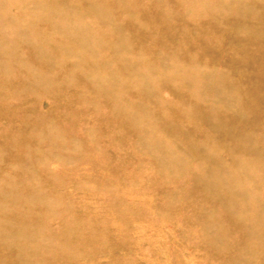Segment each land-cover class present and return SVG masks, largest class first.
Here are the masks:
<instances>
[{
    "label": "rangeland",
    "instance_id": "obj_1",
    "mask_svg": "<svg viewBox=\"0 0 264 264\" xmlns=\"http://www.w3.org/2000/svg\"><path fill=\"white\" fill-rule=\"evenodd\" d=\"M0 264H264V0H0Z\"/></svg>",
    "mask_w": 264,
    "mask_h": 264
}]
</instances>
